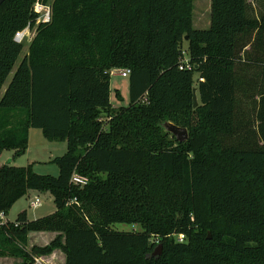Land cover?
Instances as JSON below:
<instances>
[{"label":"trees","instance_id":"trees-1","mask_svg":"<svg viewBox=\"0 0 264 264\" xmlns=\"http://www.w3.org/2000/svg\"><path fill=\"white\" fill-rule=\"evenodd\" d=\"M35 1L0 2V90ZM49 5L0 98V154H21L29 127L66 152L54 158L57 176L0 165V212L28 191L50 193L55 211L0 225V256L34 264L60 249L65 264H264V11L211 0L209 27L196 29L193 0ZM112 69L130 70L124 106L109 99ZM73 173L88 183L71 184ZM31 232L56 235L27 250Z\"/></svg>","mask_w":264,"mask_h":264},{"label":"rangeland","instance_id":"rangeland-1","mask_svg":"<svg viewBox=\"0 0 264 264\" xmlns=\"http://www.w3.org/2000/svg\"><path fill=\"white\" fill-rule=\"evenodd\" d=\"M49 0V4H50ZM251 8H254L252 14L254 16H259L260 13L264 11V0H248ZM210 4L211 0H193V15H192V25L196 29H206L210 25ZM37 26V21L35 22L33 29L30 30L29 39H24L21 43L23 45L22 52L14 64L12 71L8 75L5 83L0 90V98L12 78V75L20 62V60L27 54L28 46L32 38L34 37V29ZM185 46V44H184ZM194 81L197 78V74H194ZM109 99L114 107L124 106L129 101V83L128 77H122L118 74V69H113L110 74L109 80ZM119 94V97L116 96ZM66 152V143L63 141H49L47 140L42 131L38 128L27 129L26 138V149L21 153L16 155L15 149L9 148L4 149L0 154V165L5 163H10L17 167H29L32 172L39 175H50L57 176L59 169L57 164L54 162V158L62 156ZM37 192V191H36ZM32 192H27L24 196L16 200L12 206L9 208L5 214V218L9 221H14L17 214L25 211L28 220L35 219L41 216L48 215L55 211V202L53 197L48 192H38L41 197V204L37 208H30L29 198L32 196ZM114 230L117 231H132L141 230V226L138 224L129 223H114L111 225ZM33 236L27 240L26 249L30 250L32 246H45L47 242L46 236H42L40 232H33ZM44 233V232H43ZM46 240V241H45ZM45 256V255H41ZM2 257V256H0ZM39 257L35 258L39 260ZM22 261V260H21ZM34 262V263H35Z\"/></svg>","mask_w":264,"mask_h":264},{"label":"built area","instance_id":"built-area-1","mask_svg":"<svg viewBox=\"0 0 264 264\" xmlns=\"http://www.w3.org/2000/svg\"><path fill=\"white\" fill-rule=\"evenodd\" d=\"M32 10H33V13L36 15L37 24L50 21L51 8L49 4H42L41 2L37 0L34 2L32 6ZM32 29L33 27L27 26L23 30L18 31L14 36V40L18 43H22L24 39H29V33H30V30ZM34 34H35V29H34ZM112 70L110 71V74ZM118 74L122 77H128L130 74V70L129 69H118ZM88 181L89 179L87 177L76 174V173H73L70 179L71 184L75 186H79V187L85 186L88 183ZM40 204H41V197L39 196V194H33L32 196H30L29 198L30 208H33V209L37 208L40 206ZM6 221L7 219L5 218V215L2 212H0V225L4 224ZM177 239L180 242L183 241L184 235L179 234L177 236ZM37 261L38 260H36V262Z\"/></svg>","mask_w":264,"mask_h":264},{"label":"crops","instance_id":"crops-1","mask_svg":"<svg viewBox=\"0 0 264 264\" xmlns=\"http://www.w3.org/2000/svg\"><path fill=\"white\" fill-rule=\"evenodd\" d=\"M32 192L31 194H37L38 192L36 191H29ZM33 232L28 234V241L29 239L33 236ZM42 236H46L45 234H48L46 237L47 242L51 241L56 233L54 232H40ZM45 240V241H46ZM22 261L19 258H14V257H0V264H21ZM34 264H65V254L60 250L56 249L52 253L45 255V256H40L39 260L35 262Z\"/></svg>","mask_w":264,"mask_h":264},{"label":"water","instance_id":"water-1","mask_svg":"<svg viewBox=\"0 0 264 264\" xmlns=\"http://www.w3.org/2000/svg\"><path fill=\"white\" fill-rule=\"evenodd\" d=\"M3 0H0L2 2ZM187 39V37L185 38ZM192 105L193 107H196L198 105L197 101V94H196V88L194 87L192 89ZM164 129L168 132H170L172 135H174L179 141H183L187 138V131L185 128H181L179 126H176L170 122L164 123ZM160 254V246H158L154 252L153 256L159 255Z\"/></svg>","mask_w":264,"mask_h":264}]
</instances>
